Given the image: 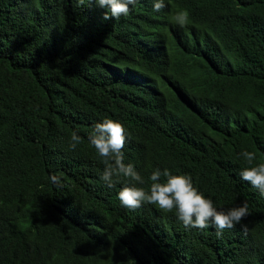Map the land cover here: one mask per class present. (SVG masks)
<instances>
[{"label": "trees", "instance_id": "obj_1", "mask_svg": "<svg viewBox=\"0 0 264 264\" xmlns=\"http://www.w3.org/2000/svg\"><path fill=\"white\" fill-rule=\"evenodd\" d=\"M165 5L105 21L94 2L0 0V264H264V196L239 175L242 151L264 163V0ZM104 119L125 126L137 186L167 168L249 215L217 237L123 207L133 182L108 188L88 140Z\"/></svg>", "mask_w": 264, "mask_h": 264}, {"label": "clouds", "instance_id": "obj_2", "mask_svg": "<svg viewBox=\"0 0 264 264\" xmlns=\"http://www.w3.org/2000/svg\"><path fill=\"white\" fill-rule=\"evenodd\" d=\"M95 3L99 8L105 9L102 19L105 21L121 16L127 17L130 5L134 6L137 0H79V3ZM165 0H154L153 10L161 11L165 7ZM189 12L181 10L171 17L174 24L186 27L189 23ZM125 126L113 119H104L94 125L89 133L90 145L104 164L100 179L108 188L115 187L122 178H128L132 184L123 186L118 192L123 207L136 210L145 204H151L164 213L175 212L177 218L185 228L207 229L212 226L216 229V236L222 237L227 229L249 215L248 205L244 203L227 211L218 210L213 201L198 190L191 176L173 175L167 168L163 171L156 169L150 176L152 183L148 189L137 185L145 183L144 178L131 163H125L124 146L127 141ZM81 137L75 132L71 135L70 149L75 150L80 144ZM241 156L249 167L240 171V177L256 188L264 196V163L254 164L256 153L242 151ZM161 177L165 178L161 180ZM50 182L61 187L60 177L52 174ZM242 231L247 233V225H242Z\"/></svg>", "mask_w": 264, "mask_h": 264}]
</instances>
